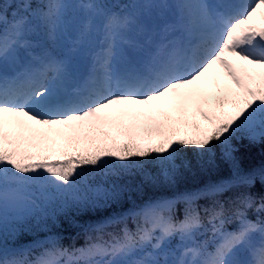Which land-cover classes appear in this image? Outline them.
Instances as JSON below:
<instances>
[{
    "label": "snow or ice",
    "instance_id": "6c2138e0",
    "mask_svg": "<svg viewBox=\"0 0 264 264\" xmlns=\"http://www.w3.org/2000/svg\"><path fill=\"white\" fill-rule=\"evenodd\" d=\"M71 7L0 3V264H264V219L247 215L254 197L239 193L230 207L215 198L264 183V165L243 172L230 143L237 134L264 140V0H133L130 11L87 0L78 24ZM97 18L104 44L72 86L73 59ZM41 35L63 51L43 47ZM217 143L232 178L130 209L134 230L106 233L107 223H124L119 215L95 225L98 235L81 248L8 243L17 225L44 213L37 192L115 199V187L78 185L95 173L143 171L148 162L172 181L181 150L212 154ZM203 197L210 202L198 205ZM229 222L236 227L228 230ZM201 229L211 233L203 242ZM33 247L43 251L28 259Z\"/></svg>",
    "mask_w": 264,
    "mask_h": 264
},
{
    "label": "trees",
    "instance_id": "16d2710c",
    "mask_svg": "<svg viewBox=\"0 0 264 264\" xmlns=\"http://www.w3.org/2000/svg\"><path fill=\"white\" fill-rule=\"evenodd\" d=\"M101 3L110 7H119L127 4L130 0H100ZM5 0H0L4 3ZM12 4L25 2V0H10ZM35 9L46 3V0H27ZM12 8H8V20L12 19ZM3 26L0 23V28ZM231 146L237 149L233 155L240 163L243 172L251 169H259L264 165V140L252 142L237 134L230 142ZM225 146L214 144L212 154H198L192 149L181 150L174 158L177 166L172 181H165L159 174V166L154 162L144 164L143 171L131 169L119 174H91L83 178L78 187L83 188L84 184L89 187H102L111 190L113 187L119 190V196L115 199H98L92 202H74L70 193H63L56 189L49 188L43 192H37L39 202L44 206V213L30 216L22 225H17V232L13 238L9 234L8 243L10 246L34 245L36 242L43 244L44 248H50V240L56 241L60 246L68 249L85 246L89 238H95L98 233L94 226L108 221L111 217L124 215V223H107L104 231L106 233L119 232L126 224L128 228L135 229L136 220L127 216L130 209L143 205L149 200L174 197L179 193L203 189L211 183L230 180L233 176L231 163L224 156ZM145 173L148 175L146 176ZM149 176L154 179L148 178ZM242 192L250 193L255 200L252 207L247 209L249 219H264V211H257L259 202L264 197V183L256 180L252 187L232 186L222 193L217 194L216 199L224 202L230 207V202ZM89 197L91 194L88 193ZM210 202L208 197L197 201L198 205H205ZM178 215L183 214V203H177ZM11 229V225H9ZM207 227V225H206ZM227 229L235 228V222L225 225ZM202 235L196 239L203 242L211 236L210 232L201 229ZM107 238V237H105ZM43 251V248L33 247L28 259H34L35 255Z\"/></svg>",
    "mask_w": 264,
    "mask_h": 264
},
{
    "label": "rangeland",
    "instance_id": "374dc122",
    "mask_svg": "<svg viewBox=\"0 0 264 264\" xmlns=\"http://www.w3.org/2000/svg\"><path fill=\"white\" fill-rule=\"evenodd\" d=\"M67 2L72 6L70 8V16L71 18L78 24L80 21L85 19L86 13L84 10H82L79 5L81 3L87 2V0H67ZM133 0H130L126 6L121 8L120 10H115V11H130V9L127 8L129 4H131ZM114 11V10H113ZM168 19H171V15H167ZM99 18L96 19V28L93 30V32L89 35L86 43L84 44L83 48L80 50V52L75 55L73 62H72V72H73V80H76V83L81 81L88 73L90 65H91V60L92 57L101 50L103 44H104V37H103V32L99 28ZM41 42L42 46L45 48H50L54 50L57 54L61 53L63 51V45L58 44L55 46L50 45L47 41L43 39V36L41 35ZM40 49H37V53H39ZM78 60H83L85 65L87 66V72L86 74H82L79 65H78ZM12 70V67H9V71ZM170 199V198H166ZM177 215V214H176ZM176 238V237H175ZM178 247V241L179 237L175 239ZM172 244V243H171ZM177 256L180 255V252L176 253ZM171 258V257H170Z\"/></svg>",
    "mask_w": 264,
    "mask_h": 264
},
{
    "label": "water",
    "instance_id": "95a60500",
    "mask_svg": "<svg viewBox=\"0 0 264 264\" xmlns=\"http://www.w3.org/2000/svg\"><path fill=\"white\" fill-rule=\"evenodd\" d=\"M81 66H82V70L85 72L86 67L83 65V63H81Z\"/></svg>",
    "mask_w": 264,
    "mask_h": 264
},
{
    "label": "bare ground",
    "instance_id": "6f19581e",
    "mask_svg": "<svg viewBox=\"0 0 264 264\" xmlns=\"http://www.w3.org/2000/svg\"><path fill=\"white\" fill-rule=\"evenodd\" d=\"M176 35H179V33H177ZM73 82H74V83H73V85H72V86H74V85H75V83H76V82H75V80H73Z\"/></svg>",
    "mask_w": 264,
    "mask_h": 264
}]
</instances>
